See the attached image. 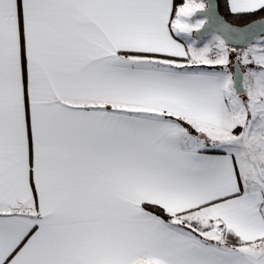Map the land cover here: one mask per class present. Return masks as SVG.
<instances>
[{
	"label": "snow or ice",
	"instance_id": "obj_1",
	"mask_svg": "<svg viewBox=\"0 0 264 264\" xmlns=\"http://www.w3.org/2000/svg\"><path fill=\"white\" fill-rule=\"evenodd\" d=\"M0 264H264V0H0Z\"/></svg>",
	"mask_w": 264,
	"mask_h": 264
}]
</instances>
